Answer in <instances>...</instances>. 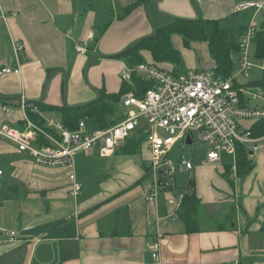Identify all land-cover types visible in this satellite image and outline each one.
<instances>
[{"label": "crops", "instance_id": "1", "mask_svg": "<svg viewBox=\"0 0 264 264\" xmlns=\"http://www.w3.org/2000/svg\"><path fill=\"white\" fill-rule=\"evenodd\" d=\"M238 1L146 0L127 10L136 0H0V66L17 65L14 44L25 43L21 73L0 75V125L23 129L21 98L55 108L94 101L102 88L118 92L127 65L117 55L130 44L173 17L221 23L239 13ZM260 14L255 9L250 19L256 27ZM179 36L172 42L184 52L180 65L155 62L143 51L146 62L180 74L215 71L208 42L192 43L201 52L197 56ZM263 63L256 67L264 74ZM245 79L244 86L264 99V90L251 84L261 79ZM244 97V106L264 108L251 94ZM4 105L12 111L4 112ZM91 122L85 120L87 128L98 129ZM139 131L141 126L132 136L134 151L125 152V140L111 156L98 147L76 154V180L82 184L76 197L70 193V169L41 167L15 143L0 139V264H152L149 245L158 238L161 264H264V143L249 152L258 164L237 181L231 177L233 186L224 173L228 164L234 173L237 160L197 163L186 155L194 168L180 165L175 185L162 188L151 204L146 177L152 153L145 139L139 142ZM89 167L93 176L86 178ZM192 181L201 199L197 232L187 230L181 208L173 218L176 208L168 202L176 196L181 207L180 193ZM11 232L17 236L8 241Z\"/></svg>", "mask_w": 264, "mask_h": 264}, {"label": "built area", "instance_id": "2", "mask_svg": "<svg viewBox=\"0 0 264 264\" xmlns=\"http://www.w3.org/2000/svg\"><path fill=\"white\" fill-rule=\"evenodd\" d=\"M235 8L237 12L250 8L264 11V0H239ZM256 28V24L252 23L243 35L241 51L234 57L237 67L230 76L223 77L211 69L180 74L154 62H142L135 68L126 66L122 73L123 81L131 80L135 71L145 80L154 81V85L143 97L136 96L134 92L125 93L120 103L124 116L111 127L89 130L84 120L80 121L78 129H68L60 118L41 110L36 102L21 98L18 107L27 114L26 125L23 129L0 125V139L15 143L21 152L29 154L41 167L70 169V193L76 197L82 190L74 169L76 154L98 147L101 155L111 156L117 146L141 126V135L152 153L150 174L153 182L147 193V200L152 204L162 188L169 189L175 185L172 150L179 143H187V136L195 143L192 129L207 148L208 163L220 161L226 153L238 160L241 155L259 150L264 138L252 135V127L247 128L243 124V120L264 118V108L243 105L244 94H251L252 99L262 95L244 86L245 78L256 66L250 50ZM24 50L25 43L14 44V58L18 63L0 66V75L21 73L19 64ZM12 108L3 106L7 113ZM29 113L36 115L38 121L33 120ZM142 118L146 119L145 123ZM178 162L188 170L195 166L186 155ZM3 172L0 168V174ZM183 198L184 194L180 193L181 201ZM168 202L175 206L173 218H176L180 202L176 196L169 198ZM16 236L17 232H11L7 240H15ZM149 249L152 264H161L159 238L150 243Z\"/></svg>", "mask_w": 264, "mask_h": 264}, {"label": "trees", "instance_id": "3", "mask_svg": "<svg viewBox=\"0 0 264 264\" xmlns=\"http://www.w3.org/2000/svg\"><path fill=\"white\" fill-rule=\"evenodd\" d=\"M145 1L136 0V2L127 7V10H132ZM246 30L245 26L231 27L223 25L215 19L198 18L191 20L183 17H173L166 26L157 28L150 36L139 38L138 41L130 44L123 52L119 53L117 57L125 58L126 65L129 68H135L139 63L146 62L144 53L142 52L148 51L152 54L155 62H171L175 65H180L182 62L181 52L175 48L172 42V36L178 34L185 38L184 41L187 46L191 42H194V40L208 42L209 51L217 65L215 73L227 77L232 75L236 70L237 65L234 57L241 51V39ZM253 36L252 41L256 44L257 58L264 59V23L260 28H256ZM122 82V87L118 92L108 93L105 88H102L99 90V96L96 100L84 103L83 105L53 108L43 104L41 101L36 103L45 112L56 111L59 113L63 125L68 129H78L80 121H84V119L94 121L98 128H108L124 116L120 103L125 93L134 92L136 96L143 97L144 93L154 85V81L145 80L141 74L135 71L131 74V80ZM251 84L260 86L264 90V74L261 80L252 81ZM29 114L33 120L38 121L36 115ZM251 131L252 135L263 137L264 118L256 120ZM132 136L128 137L125 141V152L135 150L137 144ZM138 137H141L138 138L140 139L139 142L141 139H144L141 131H139ZM130 138L134 140L132 141ZM236 164V172L240 175L250 173L255 166L250 159L249 153L241 155ZM232 174L233 166L228 164L224 175L231 181L233 186L234 180L231 178ZM193 182H191L189 189L184 192L178 216L187 225L188 231L197 232L200 229L198 216L201 199L194 190Z\"/></svg>", "mask_w": 264, "mask_h": 264}, {"label": "rangeland", "instance_id": "4", "mask_svg": "<svg viewBox=\"0 0 264 264\" xmlns=\"http://www.w3.org/2000/svg\"><path fill=\"white\" fill-rule=\"evenodd\" d=\"M255 12V9H250V10H247V11H241L239 13H237L236 15H234V17L228 19V20H222V24L223 25H227V26H231V27H241V26H245L246 29L250 28L251 27V22H250V19L251 17L253 16ZM257 23H258V27L257 28H260L263 23H264V15L263 14H260L259 17L257 18ZM150 36V35H149ZM182 41L183 38L182 35L179 36ZM194 41H197V42H206V41H200V40H194ZM175 43V41L173 40V44ZM193 42H191L190 46H185L184 48L186 50H195L196 51V55L198 56L201 52L197 49H194L191 47ZM176 44V43H175ZM176 46V45H175ZM251 52L253 53V60L255 62V64L257 65H262L263 63V60L257 58V50H256V44L253 42L251 44ZM194 51V52H195ZM182 52V51H180ZM183 54L184 52H182V57H183ZM183 60H184V57H183ZM182 70H184V68H182ZM263 75V71H261L258 67H254L251 72H250V76H249V79L248 80H251L252 79H261ZM255 104L257 105H263L264 103V99L259 97V98H255L254 101H253ZM257 108H260V107H257ZM53 116H56L53 115ZM143 123H145L146 119L142 118L141 119ZM254 120L251 119V120H243V124H244V127H247V128H251L252 125L254 124ZM89 124H92L91 120H89ZM191 133H192V136L195 138V143L193 144H182V143H179L178 145H176L173 150H172V154H171V159L173 161V166L175 168V170H178L180 166V164L178 163V160H180L182 158V156L184 155H187L189 158H192L194 159L195 162H200L201 160H205L206 159V154H207V148L206 146L198 140V137H196V131L195 130H191ZM260 138H263V137H260ZM261 144L264 143V140L260 142ZM98 157V156H97ZM223 159H224V163L227 164L228 162L229 163H232L234 158L232 155H229V154H223L222 155ZM250 159L253 161V163L255 165H257L258 163V159H257V156H251ZM114 161V160H113ZM69 174V173H68ZM245 174H237V172L235 171L233 174H232V177H234L237 180H239L241 178V176H244ZM85 176L86 178L90 177V176H93V169L92 167H89L87 168V171L85 172ZM147 181L149 182H153L152 181V176L151 174L149 173V175L146 177ZM87 181H91V179H87ZM187 182V181H186ZM186 184V183H185Z\"/></svg>", "mask_w": 264, "mask_h": 264}, {"label": "water", "instance_id": "5", "mask_svg": "<svg viewBox=\"0 0 264 264\" xmlns=\"http://www.w3.org/2000/svg\"><path fill=\"white\" fill-rule=\"evenodd\" d=\"M188 137V139H187V143L188 144H192L193 143V141H192V138L190 137V136H187ZM162 171V170H161Z\"/></svg>", "mask_w": 264, "mask_h": 264}, {"label": "bare ground", "instance_id": "6", "mask_svg": "<svg viewBox=\"0 0 264 264\" xmlns=\"http://www.w3.org/2000/svg\"><path fill=\"white\" fill-rule=\"evenodd\" d=\"M254 38V37H253Z\"/></svg>", "mask_w": 264, "mask_h": 264}]
</instances>
